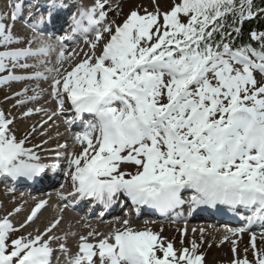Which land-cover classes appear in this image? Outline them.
I'll list each match as a JSON object with an SVG mask.
<instances>
[{"label": "snow or ice", "instance_id": "6c2138e0", "mask_svg": "<svg viewBox=\"0 0 264 264\" xmlns=\"http://www.w3.org/2000/svg\"><path fill=\"white\" fill-rule=\"evenodd\" d=\"M7 7L9 12L0 13V85L49 83L46 89L39 83L25 84L5 96L15 99L13 107L24 108L22 118L43 113L46 119L18 137L12 127L15 117L0 109V177L32 179L63 161L69 195L76 200L91 198L107 207L122 193L132 205L161 214L186 202L193 208L241 206L249 213L241 217L247 222L227 229L220 243H231L229 264H264V31L252 30L247 42L236 43L243 22L264 16V6L255 0H170L162 10L158 0H152V10L137 6L118 23L109 13L120 17L119 3L92 0L70 13L69 30L55 42L51 36L44 39L41 26L69 12V0H7ZM20 18L32 36L14 35ZM77 35L84 47L67 50V42ZM17 43L26 46L11 47ZM51 53H56L54 61L38 60L45 66L42 71H14L35 68L28 58ZM44 94L55 101V110L35 106ZM69 111L75 114L67 115ZM85 113L93 120L71 135V150L67 144L57 145L51 165L42 163L37 153L47 150V141L27 146L34 135H47L55 117L64 116L71 129ZM122 164H132L135 170H122ZM188 190L191 195L182 198ZM47 203L36 201L18 227L10 217L21 207L0 217V264H51L52 242L67 238L52 234L61 217L43 231L10 238ZM257 223L259 233L252 232ZM177 231L179 248L162 235L163 226L155 231L145 221L137 228L124 219L107 233L93 229L80 235L70 264H204L196 239L185 246L187 227ZM199 231L202 243L205 230ZM245 232L249 247L241 254L237 241ZM59 249L68 251L64 243Z\"/></svg>", "mask_w": 264, "mask_h": 264}, {"label": "bare ground", "instance_id": "6f19581e", "mask_svg": "<svg viewBox=\"0 0 264 264\" xmlns=\"http://www.w3.org/2000/svg\"><path fill=\"white\" fill-rule=\"evenodd\" d=\"M111 2L115 5L117 3L120 4L122 15L120 17L116 16L115 11H111L109 13V19L115 18L117 22L119 23L123 16L127 15V13L137 7L141 6V8H148L152 9V0H111ZM158 4L162 10L167 9L170 6V0H158ZM17 36L22 37H30L32 36L26 29L19 31ZM18 44V43H17ZM84 47V42H81L78 44H72L68 45L67 50H71L72 48H79ZM56 53H51L49 56V59L55 60ZM45 66L37 64L35 68H28V69H17V73L22 72H34L37 70H43ZM67 67V65H65ZM43 80H32V81H10L8 86L4 88L3 92L1 93L0 98V109H3L6 113H11L12 117H15V122L13 124V128L16 131V135L18 137L22 136L26 129H29L34 123L39 122L42 118L46 119L44 117L43 113L40 114H33L32 116L28 118H22L20 116V113L24 110L22 107H13L15 104V99H8L5 100V96H12L13 92L19 91L25 84H28L30 86H35L37 83H39L41 89L48 88V83L46 82V85L43 84ZM32 94L31 92L29 93ZM47 94H44V99L37 102V105L47 108L49 110H55L56 105L54 103H45V100L48 98L46 97ZM28 106H34V105H28ZM61 116H57L54 118L55 123L51 124L50 127H48L47 135H34L30 138L31 142L27 145L28 147H32L33 144H40L41 141H47L46 144L43 145V149L47 150H37L38 155L40 156L41 160H44L48 156V160L52 159L50 155L46 154V152H50V147L52 145H55L58 141H60V138L53 137L56 133H60L61 130H64L66 127L61 124ZM41 131H44V129H41ZM71 141V140H69ZM61 142H65V140H62ZM73 146V145H72ZM72 146L68 147V150L72 149ZM77 151L78 148L76 149ZM61 151H65L64 149H61ZM134 168L132 164H122L121 168L122 170H129ZM43 176V181L39 182V185L41 187H45L49 191L45 192L43 195H41V198H44L48 201V203L40 210V212L37 214V216L33 219L32 222H29V224L22 230L16 231L13 233H10V238H16L20 235H27L28 233L35 234V230L39 228L41 231L57 216L61 217L60 223L57 225L55 229H53L52 234L58 237H64L67 234L66 244H68L70 247L69 249L77 252V243L78 238L80 235H86L89 230H100L103 229L102 225L98 223H93L92 217L85 218L81 221H77L76 216L73 215L74 212H77L75 208H71L72 211L68 209L63 211H60L62 206L56 208L55 203L56 200L59 198H55L56 200H52L51 195L56 194L59 192V190H67L68 184L70 182H67L65 177L64 179L57 185L54 184V181H51L50 184L46 181L53 180V178L58 177L57 170L48 167L46 168L42 173H40ZM27 179V181H26ZM24 177H18L16 179H12L11 177L5 178L0 177V217L6 216L8 212H11L16 207H21L22 210L19 213H14L10 219L12 220L13 224L17 227L20 223L26 219L27 215L30 212V209L34 206L36 199L30 197L26 200H21L20 198H12L18 190V188L22 187L25 190H28L30 193L34 192L35 188H32L29 184H31L29 181L31 179ZM64 185L63 188H61V185ZM11 189V191L9 190ZM51 189V190H50ZM189 191V190H188ZM184 193H187L184 192ZM34 194H31L29 196H33ZM185 197V196H184ZM57 204L65 205V200H61L60 198L57 200ZM82 204V203H81ZM147 207V208H146ZM145 209L148 211L151 216H154V210L153 208H150L146 206ZM211 207L214 208V211L211 212ZM189 209H191V212L195 214V217L189 218V223L186 226L188 231L185 236V246H190L188 244V241L191 239H196L197 243L200 245L199 252H202L204 254L205 261L207 264L213 263V264H226L229 263V261L233 258V254L231 251V243L230 241H224L223 243H220L222 237L227 233V229L237 227L238 223L243 220L242 216H247L249 213L247 210L242 208L241 206H237L235 208H231L230 206L226 204H216L215 206L210 205H198L196 207H192L189 205ZM29 211V212H28ZM73 212V213H72ZM146 212V211H144ZM149 226L152 227L155 231H160L161 226H163V232L162 235L169 239L173 240L174 244L177 248L180 247V233L176 231V228H171L168 224L162 222V223H154L152 221H148ZM245 222V220L243 221ZM64 223L72 224L73 228L69 231L71 234L75 233V235H71L70 233H61L59 231V228L62 227ZM85 225H89L90 227H85ZM133 227L141 228L144 226V222H141L135 219L133 223H131ZM173 225H178L177 223H174ZM106 228V227H105ZM196 228L197 231L195 233L192 232V229ZM199 228H203L205 231L203 233V242L201 243L200 237L201 233L199 231ZM179 229V228H178ZM107 230V229H103ZM252 232L259 233V223L254 225L251 229ZM105 233V232H101ZM62 240L54 241L52 242L51 246L53 248V251L56 250V247L61 243ZM238 247L240 249L241 254H243V250L245 247H249V233L245 232L241 234V237L237 241ZM257 246H262L261 241L257 239ZM68 255V254H67ZM249 258H251V252H249ZM53 264H59L58 260H52Z\"/></svg>", "mask_w": 264, "mask_h": 264}, {"label": "trees", "instance_id": "16d2710c", "mask_svg": "<svg viewBox=\"0 0 264 264\" xmlns=\"http://www.w3.org/2000/svg\"><path fill=\"white\" fill-rule=\"evenodd\" d=\"M255 3L264 6L261 0H255ZM252 30L264 31V16H257L255 18L245 20L242 24V33L236 43L247 42L249 39V33ZM255 43V42H253Z\"/></svg>", "mask_w": 264, "mask_h": 264}, {"label": "rangeland", "instance_id": "374dc122", "mask_svg": "<svg viewBox=\"0 0 264 264\" xmlns=\"http://www.w3.org/2000/svg\"><path fill=\"white\" fill-rule=\"evenodd\" d=\"M149 10H152V9H149ZM5 85V84H4ZM4 85H0V97H1V93L3 92V87H4ZM134 167V166H133ZM135 170V168H132L131 167V169H129V170H127V171H134ZM204 263L205 264H207V262L205 261V258H204ZM210 264H213V263H210ZM218 264H220V263H218ZM226 264H229V263H226Z\"/></svg>", "mask_w": 264, "mask_h": 264}]
</instances>
